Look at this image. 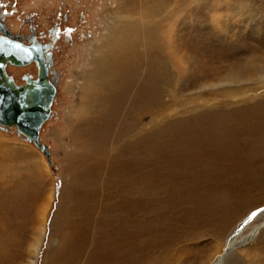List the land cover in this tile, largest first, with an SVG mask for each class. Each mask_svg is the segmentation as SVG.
<instances>
[{
  "label": "rangeland",
  "instance_id": "1",
  "mask_svg": "<svg viewBox=\"0 0 264 264\" xmlns=\"http://www.w3.org/2000/svg\"><path fill=\"white\" fill-rule=\"evenodd\" d=\"M156 1L0 0L15 36H27L32 24L38 39L49 41L54 23L67 26L52 48L56 95L39 132L52 165L15 126H0V264H211L217 256L228 264L232 254L249 264L264 249V214L244 223L231 247L226 240L241 220L264 208V152L250 157L248 142L236 139L235 122L220 134L214 125L264 104V83L217 77L233 68L220 64L222 56L229 64L257 54L253 47L264 52V0H160L159 10ZM152 6L155 17L169 22L161 28L170 74L157 86L160 97L142 92L145 64L129 75L127 89L123 79L107 96L105 111L91 109L89 99L81 100L89 51L111 25L127 14L143 17ZM172 39L188 51V71L168 55ZM34 69V63L6 67L17 84L24 74L35 77ZM210 69L220 71L212 77ZM135 101L144 106L131 129L125 111ZM108 108L115 113L107 117ZM171 166L180 168L179 179L159 204L160 193L150 185H163ZM144 201L157 209L136 216Z\"/></svg>",
  "mask_w": 264,
  "mask_h": 264
},
{
  "label": "bare ground",
  "instance_id": "2",
  "mask_svg": "<svg viewBox=\"0 0 264 264\" xmlns=\"http://www.w3.org/2000/svg\"><path fill=\"white\" fill-rule=\"evenodd\" d=\"M154 3L156 5L157 10H159L158 8H160L161 5L163 4L162 2H160V0L156 1ZM127 8H129V7H127ZM127 8H125V9H127ZM156 8H153V6L151 8H149V11L143 17L142 16H131V14L125 15V17H127L126 21L125 22L118 21L115 24L111 25L109 27V32H108L107 36L105 38L101 39L102 41L97 46H95V44H94V46L89 51L90 58H91L89 61V64H91V68L87 72L86 77H85V81H84L83 86H82L81 100L85 103V97H86V99H89L90 102H92V105L90 106L91 109H95V110L96 109H102L103 111H105L104 109L106 106L105 104L107 101V96L111 92H114V90H116L118 88L119 82L123 79L125 80L126 83L123 81L124 86L122 88H125L127 86L128 82H130L132 80V79L129 80V78H130L129 75L134 74V73L137 74L136 71L138 68H140V65H145V64L148 68V70H147L148 74L146 76V80L144 81L145 82L144 87L147 86L148 88H143L142 92L149 95L153 99L154 98L157 99V97L159 96L157 93L158 92L157 86L159 84L166 82L167 76L170 74V66H169L167 54L164 56V52L161 49V46L164 45L163 42L165 43V41H164L165 35H163L161 28H162V26H166L169 22H167L164 18H157L154 16V13H156ZM167 38L168 37L166 36L165 40ZM173 40L174 39L167 40V42L165 44V46H168V48L171 46L170 50L167 53H168V55L172 56L173 58H178L182 62V65L185 67L184 68L182 66L183 69H186V71H188V67L186 65V62L190 59L187 56L188 51L183 47L177 46L176 43H178V42L174 43ZM251 40H253V39H251ZM168 48H166V50ZM253 50L255 52H257V54L255 53L253 56L248 55L243 59L242 58L241 59L240 58H236V59L234 58L231 60V63H229V64L227 61L228 58H226L225 56H222L220 58V61H222V62H220V64L223 65V64H225L224 62H227L228 67H230V65H232L233 68H229L228 71H225V73H223V74L221 73L217 77H224L226 79H230V80L236 81V82L238 80H240L242 77H253L255 83H257V82L258 83L259 82L264 83V74L261 75V73H264V52L259 51V49L254 48V47H253ZM236 52H237V50H236ZM227 54H228V52H227ZM217 56H219V55H217ZM208 57H209V55H208ZM215 57H216V55H215ZM211 58L212 57H210V59ZM257 58L259 59V61ZM206 59H208V58H206ZM241 60L244 63H241ZM254 61H257L258 63H254ZM205 62H207V63L209 62L210 63L209 67H211L212 61L205 60ZM15 66H20V65H15ZM212 68H213V66H212ZM219 71L220 70H215V69L211 70L210 69V75H212V77L213 76L215 77L216 73ZM132 72H134V73H132ZM248 79H251V78H248ZM141 84H144V83L141 82ZM93 86L95 88L98 87V92L97 91H91V89H92L91 87H93ZM129 87H130V85H129ZM125 89H127V88H125ZM128 90H130V88ZM140 93H141V90H140ZM143 93H141V94H143ZM137 95H139V94H137ZM139 98L141 99V97H139ZM146 98H148V96ZM149 100H150V98H149ZM141 101H144V100H141ZM151 101H153V100L151 99ZM122 103H123V101H122ZM111 104H109L108 106L112 107ZM81 105H82V103H81ZM143 106H144V103H140L139 101L138 102L135 101L130 106L127 107V109L125 111V115L127 117V120L126 119L125 120L123 119V120L129 121L131 129H133V125H136L138 123V120L140 119V111H142ZM82 107H83V105H82ZM114 109H109V111L105 115L107 116V115H110L112 113H115ZM249 109H250V107H249ZM98 112H100V111H98ZM116 113H118V112H116ZM102 114H103V112H102ZM102 114H100V115H102ZM105 118H102V119H105ZM91 119H90V121H91ZM111 119H108L107 121H109V120L111 121ZM114 119L116 120V118H114ZM234 122L236 125H238V128L241 129V132H240V134H238L236 136V139L237 140L239 138L245 139L248 142V144L251 146V148H249L250 149V157H254L255 155H258L261 152L263 153L264 152V104L262 106H258L257 108H255L254 110H251L249 112L245 111L241 114H237L236 116H234L231 119L230 118H224V119L217 120V122L214 125L221 127V128H219L216 132L218 134L224 132L226 129L224 125L227 123L232 124ZM121 123L119 124L120 126H121ZM127 126H128V124L124 123L123 127H127ZM98 137H101V134ZM101 138H99V139H101ZM229 138H230V136L227 137L226 139H229ZM97 139L98 138H96V140ZM231 140L232 139L230 138V141ZM228 143H230V142H228ZM139 145H140V143L138 145L134 146V147H137L138 154H139V148H140ZM87 147H88V145H87ZM129 147H132V146L129 145ZM199 148H201V147H196V149H199ZM158 156H157V159H158ZM210 156H211V154L209 155V157ZM201 157L205 158V159L207 158L206 156H201ZM138 159H140V158H138ZM160 159H161V156H160ZM184 162H185V160H184ZM162 167H163V165H162ZM178 169L180 170L179 167L174 168L173 166H171V168L169 170L170 178L166 179L164 181L165 183H163V185L158 186L156 184H152L154 187H151V185H150V189H153L154 191L158 190L160 193L159 204H162L161 194L163 192H167V193H170V191L172 192V187L178 181V179H179V176H177V173L179 171ZM147 170H146V172H147ZM141 173L142 172H140V174ZM135 174H136V172H135ZM147 176H148V179H150L152 174L149 173ZM182 179L188 183L187 180L190 178L189 177H186V178L183 177ZM168 185H170L171 187H168ZM140 189H142V188H140ZM157 207H158V205L156 207L151 206V204L148 201L141 202L140 206L138 208V211L136 212V216L139 215V212H140V214H143V212L145 210L157 209ZM253 213H255V215H253ZM134 214L135 213H133V215ZM259 214H264V208H262L261 211L257 210V211L252 212L247 217H245L243 220H241V222L238 225L236 224L237 227H235V228L233 227L230 234L226 238V240L228 242L227 243L228 247L232 246V242L235 240L237 234H239L241 232L240 230H242L241 228L245 225L244 223L251 221L252 218L257 217ZM141 228H143V227H141ZM143 230H145V229H143ZM181 230H183V228ZM176 232H178V231H176ZM180 232H182V234H184L183 231H180ZM139 235H141V234H139ZM176 239L177 238H175V240ZM178 240H180V239H178ZM173 244H174L173 242H169L167 246L171 247V245H173ZM263 250L264 249L260 248V251H259L260 253H256L253 255V257L250 260L251 264H264V251ZM261 251H263V252H261ZM226 253H227V251H226ZM34 257H36V256L34 255ZM220 259H221L220 256H217L211 264H219ZM228 259H229L228 264H244V262H239V260L236 257H234L233 254L231 256L229 255ZM146 261H148V260H144V262H146ZM33 262H34V260L32 261V264H33ZM156 262H161V260H158V261L156 260ZM148 264H151V261L148 262Z\"/></svg>",
  "mask_w": 264,
  "mask_h": 264
},
{
  "label": "water",
  "instance_id": "3",
  "mask_svg": "<svg viewBox=\"0 0 264 264\" xmlns=\"http://www.w3.org/2000/svg\"><path fill=\"white\" fill-rule=\"evenodd\" d=\"M1 30L11 36L10 32ZM35 45L37 49L33 50L31 46L0 36V126H15L16 134L32 142L51 166L49 149L40 141L39 132L51 116L56 82L52 83L48 77L50 54H46V60L41 51L43 46ZM30 61L37 66L36 78L23 76L24 83L17 84L6 71L7 64L23 66Z\"/></svg>",
  "mask_w": 264,
  "mask_h": 264
},
{
  "label": "flooded vegetation",
  "instance_id": "4",
  "mask_svg": "<svg viewBox=\"0 0 264 264\" xmlns=\"http://www.w3.org/2000/svg\"><path fill=\"white\" fill-rule=\"evenodd\" d=\"M6 14H7L6 12H1L0 11V36L1 37H9V38H11V39H13L15 41L21 42L22 44H24L26 46H31L33 48V50H36L37 49V47H36L35 44H39L40 46H43L42 49H41V51L43 53V56L46 58V60H47V55H46L47 53L50 54V57H51V60H52V48L54 47V42L57 40V38L59 37V35L62 32H66V29H67L66 27L67 26L61 28V26H59L58 23H54L51 26V28L48 30V32H49L48 34H49V37H50V40L49 41H41V40H39L38 37H37V35L35 34V26L32 25V24L29 25V32H28L27 36H24V35L23 36L22 35H18V36L16 35L15 36L11 32H10L11 33V36H9V35L5 34L1 30V29H4L5 31H8L9 32V30L7 29V27H6L5 23H4V18L7 16ZM65 39L66 40H69V36L67 34L65 35ZM34 45H35V49H34ZM30 63H34V66L36 68V69H34L35 77H33L32 74H24L23 76H27L28 75V76H30L31 78L34 79L37 76V66H36V64H35L34 61H32V62L30 61ZM8 64H7V66H8ZM51 65H52V63H51ZM51 65L48 68V77H49V80L52 83H54V82H56L55 81L56 77L54 78L53 75H56V72L51 69ZM23 76H22V78H23ZM23 83H24V80H23ZM23 83H21V84H23Z\"/></svg>",
  "mask_w": 264,
  "mask_h": 264
},
{
  "label": "snow or ice",
  "instance_id": "5",
  "mask_svg": "<svg viewBox=\"0 0 264 264\" xmlns=\"http://www.w3.org/2000/svg\"><path fill=\"white\" fill-rule=\"evenodd\" d=\"M253 215H255V213H253Z\"/></svg>",
  "mask_w": 264,
  "mask_h": 264
}]
</instances>
